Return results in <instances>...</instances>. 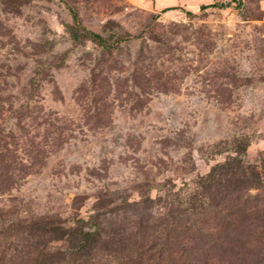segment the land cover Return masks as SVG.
<instances>
[{
  "label": "rangeland",
  "instance_id": "rangeland-1",
  "mask_svg": "<svg viewBox=\"0 0 264 264\" xmlns=\"http://www.w3.org/2000/svg\"><path fill=\"white\" fill-rule=\"evenodd\" d=\"M215 1L0 0V264H264V0Z\"/></svg>",
  "mask_w": 264,
  "mask_h": 264
},
{
  "label": "trees",
  "instance_id": "trees-1",
  "mask_svg": "<svg viewBox=\"0 0 264 264\" xmlns=\"http://www.w3.org/2000/svg\"><path fill=\"white\" fill-rule=\"evenodd\" d=\"M212 6L222 8L225 6V4L216 0L212 4ZM206 7H208V6L203 5V8H206ZM72 16H73V20L75 22V25H74L73 31H72V37L75 40H79L80 38H88V39H92L93 41H95L99 44H102V45L105 44V41L100 34L94 32V31H90L85 26L82 25V22L79 19L78 13L75 10H72Z\"/></svg>",
  "mask_w": 264,
  "mask_h": 264
}]
</instances>
